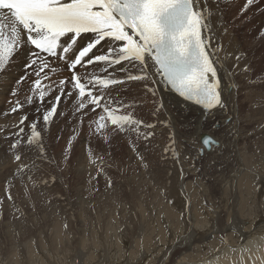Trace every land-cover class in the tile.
I'll return each instance as SVG.
<instances>
[{"label":"snow or ice","instance_id":"obj_1","mask_svg":"<svg viewBox=\"0 0 264 264\" xmlns=\"http://www.w3.org/2000/svg\"><path fill=\"white\" fill-rule=\"evenodd\" d=\"M212 2L0 0V88H8V107L0 110V116L8 118V122L0 124V148L3 157L10 155L16 162L15 169L0 178V183L4 185L3 197L12 202L14 217L16 213L23 215L15 205L14 181L32 171L29 161L34 164L35 159L48 158L44 134L73 105L75 113L67 123L74 133L79 130L83 117L94 114L96 133L107 134L102 136L107 148L101 151L108 155V161L103 155L93 157L91 148L88 149L90 163L100 161L97 176L107 177L105 168H119L125 162L124 154L114 158L110 150L115 148L119 152L127 140L128 160L135 156L144 168L151 165L160 169L165 180L171 172L163 165L170 161L173 166L181 165L180 176L183 177L184 168L176 151L179 142L175 124L167 115L172 110L156 87L161 80L176 94L179 103L190 102L199 107L203 118L217 121L225 137L239 134L240 130L232 127L233 118L228 114L235 84L224 81L220 74L219 70L224 67L220 57L222 45L208 22L210 17L206 9ZM257 4L258 0H243L238 16L244 17ZM229 55L234 61L233 68H239L244 60V74L251 72L246 52L237 50ZM100 69L106 78L93 74V70ZM58 71L65 72V77L53 80ZM260 74L264 75V67ZM226 75L232 80L238 73L230 71ZM132 81L143 82L145 94L150 92L153 97V107L143 116L140 112H127L120 96L121 87ZM21 93H24L23 98ZM221 116L223 119H218ZM72 119H77L78 123L73 125ZM161 124L169 130L171 146L157 153L154 144ZM63 131L61 127L57 141ZM133 135L135 140L131 139ZM205 142L221 146L219 139L214 137ZM86 143H91L90 136ZM169 151L171 158L167 155ZM203 151L201 148L198 154ZM71 155L69 140V146L59 154L65 166L70 165ZM3 157H0V164ZM53 162L55 158L49 160ZM55 179L53 177V181ZM93 179L96 177L90 178V184ZM256 182L264 185V177L257 175ZM107 185L112 186L110 177H107ZM5 198H0V215L6 208ZM166 199L173 203L168 196ZM189 206L190 201L184 208ZM181 214L191 223L190 210L185 212L182 208ZM228 230L235 231L236 225L220 229L222 241H226ZM183 239L187 242L188 237ZM218 251L212 250L213 253ZM204 264L214 262L206 260Z\"/></svg>","mask_w":264,"mask_h":264},{"label":"bare ground","instance_id":"obj_2","mask_svg":"<svg viewBox=\"0 0 264 264\" xmlns=\"http://www.w3.org/2000/svg\"><path fill=\"white\" fill-rule=\"evenodd\" d=\"M242 3L243 0H218V3L216 0H213L206 9L210 17L208 22L211 27L216 30V35L222 45L220 57L224 67L219 70L220 74L223 76L224 81H227L230 84H235V90L232 92L233 103L230 106L228 114L233 118L232 127L240 130L239 134L236 136L225 137L223 135V129L217 121L206 120L203 118L198 106L192 105L188 102L179 103L175 98L176 95L173 92H170L169 88L163 80H161L156 87L161 90V96L167 99L168 106L172 110L171 113L167 115L175 124L174 131L177 132L176 139L179 142L178 147L181 150L184 148L183 150L187 152L186 154L191 156L189 162L186 160V157H180L184 168L183 177L181 178L180 176L181 165L173 166L170 161L163 165V167H167L171 172V175L167 180L163 178L160 169H149L148 173L142 171L137 175L126 174L127 176H123L121 179V188H119L118 191L117 188H115L114 191L116 190V192L109 191L113 194V198L121 192L122 194H125V197L128 195L127 199H123L126 203L129 205L132 204L133 206H131V209L134 210V212L131 211L132 213H129L128 211L127 214H123L121 220L115 219L116 221H114L112 216H110V211L113 210V202L115 201L112 197L111 198L114 201L109 198L110 202L108 203V200H105L108 198H105L106 196H104L106 202L104 201L105 203L104 205L102 204V206L106 208H102V206L99 207L102 201H100L99 198L98 201L100 202L95 201L96 203L93 205L88 202L93 201L92 199H94V197L91 200H88V202L86 200L80 201L77 199L79 201L75 202V208H79L78 210L82 212V219L77 225L78 228H76V223H71V221L73 222L72 218H66L68 219V225L70 227V230L69 228L67 229L69 230V238H64L67 236H63V230L61 231L60 222H62L63 219H61L60 215H62V213L59 210V214L61 213L60 215L55 213L56 216L59 215L60 217L61 221L59 220V222L55 218L53 212L49 213L48 209L51 208L50 206V208L48 206L42 208L43 210L45 209V211L46 209L48 210L47 213H45L46 215H44L45 217H42V219L44 218L43 220L46 221V224L44 223L46 231L49 226L47 232L52 239L49 236L48 240L51 239L53 243L59 244L61 248H64L65 253L70 252L68 251L70 247L69 245L67 246V244L72 245V239L75 240L77 234L79 237H81V235L85 236L88 233L90 234V230L94 231L93 234H91L92 236H94V234L96 235V230H102L103 233L100 234L103 240L101 242L97 239H95V242L87 241V239H85L86 236L83 238L84 241L83 239L80 241L81 238L79 239L82 244V249L87 250L88 247H94L88 251V254L82 252L70 255L63 254L67 257L65 261H63L65 258L63 259L61 255L58 258V254H56V257H54V254V256L51 257L52 260L48 258V260L51 261L50 263L59 264L57 261L62 258L63 262L61 261L62 263L60 262V264H204L206 260H212L214 264H264V185L256 182L257 175L264 177V142H254V140H259V138L255 139V135L259 133V131L261 132V129L264 128V97L261 95H252L253 91L250 90L251 86L246 85L247 82H251V77L254 73L253 69L255 65L252 63L253 60L246 56L245 59L251 68V72L245 75L242 70L245 61L242 60L240 62L239 68H233L232 65L234 61L232 56L229 55V53L236 52L237 50L246 52V47L240 42V40H245L247 35L252 41L251 44H254L257 40V30H255V27H257L258 23L255 22L254 18L261 12L264 13V0H258L257 6L248 11L247 14L241 18L237 13ZM249 16H253L251 19L254 21L250 23V27L247 30L248 34L246 35L243 33L245 31L241 22L247 20ZM262 16L263 15H259V18ZM225 29H227V31H225ZM89 67L91 68V66ZM93 71L101 76V78H106L102 69ZM230 71L238 73V75L232 80H229L228 75H226V73ZM17 72H19V69H17ZM148 87H152L151 83H149ZM0 91V95H4L8 91V88H0ZM120 96L123 98L127 112H140L143 116L149 112L151 107H153V97L150 92L145 94V86L141 81H132L127 83L125 87H121ZM126 101L128 103H126ZM245 104H248V112H246V114L244 113L245 110L243 108ZM146 118L152 119V117ZM218 119H223V116ZM6 122H8V118L3 116L0 120V124ZM54 124H56V122H54L53 125ZM214 124L215 127H213ZM69 126V124H66L64 129H69V132H67L70 133V136L71 134L75 135L76 132L74 133L73 130H70L72 128ZM257 129L258 131L256 132ZM166 130L169 132L166 127H159L157 133L163 132L162 134H164ZM165 134H167V132ZM74 135L73 138H75ZM205 136L219 139L221 146H215L210 153L204 156L207 158L206 163L203 161L205 163V169L198 172L197 170L200 168L199 164L201 163V159H203L198 153ZM260 138L262 139L263 137ZM45 139L46 134H44V142L46 141ZM81 143L83 144V140H81ZM160 145L162 146L161 143ZM161 146L160 149L163 147ZM103 148L106 149V146H103ZM156 152L158 151L156 150ZM86 155L87 154H83V156H79V158L74 160L78 161L77 170L80 172L79 175L88 174L90 176L91 174V176L97 177V169L93 167V164H91V167L94 169L90 167V161ZM0 157H3L2 148H0ZM152 159H155V157H152ZM13 161L14 160L10 158V155L8 157H3V162L0 164V170ZM43 161V158L35 159L34 164L29 161L34 174L41 175L39 172L42 170L44 171ZM14 166H16V164H14ZM14 166L12 168H15ZM111 173L112 171L110 174ZM110 174L108 173L107 175ZM100 176H102V174H100ZM26 178L28 177L24 176L22 178L23 181ZM89 178L88 180H90ZM85 180L84 182H86ZM93 182L92 184H94ZM85 186L88 185L85 184ZM124 186L127 188V191L123 189ZM88 187H91L90 184ZM84 189L86 188L84 187ZM162 191L173 201V204L169 203V199L162 197ZM47 193L49 194L46 190L43 194ZM26 194L28 193L26 192ZM44 196L48 197L46 195H43V197ZM96 196L100 197L97 194ZM88 198L89 197H87V199ZM188 201H190L189 208H184V205L187 204ZM205 201L206 206H201V203ZM125 202H123V204ZM98 204L100 205L98 206ZM39 205L37 206L36 203L37 207H39ZM70 205L71 204L67 206L65 205V208L70 207ZM40 207H42V205H40ZM97 208H100V211H98ZM182 208L185 212L190 210L191 223L188 222L187 216L182 217ZM80 212L78 211V214H80ZM28 213L30 212L28 211ZM123 213L125 212L123 211ZM65 217L66 215L64 218ZM31 222L35 228L42 226L40 220H33ZM64 224L62 223L63 228ZM232 224L236 225V230H228L226 241H222L221 236L223 233L220 229L224 228L226 225L229 226L230 229ZM28 225L29 226L26 227L19 225L20 229L15 230L14 234H11L10 230H8L9 223H6L8 232L6 236L4 235L5 239L7 240L10 238L9 241H12V243L15 239H17V241L22 240V238L24 239L27 237L25 235H28V233L31 232H27L32 227L30 224ZM71 226H73V230L71 229ZM0 227L3 228L4 225L0 224ZM41 228L38 230L42 231L43 228ZM189 230L191 231V235L189 234ZM131 231L137 233V236L134 237L133 240H130L129 238V233ZM71 233L75 235V237L71 236ZM178 237L180 239H178ZM184 237H188L187 242L183 239ZM65 239L69 240L65 241ZM47 242L50 243L49 241ZM52 249L54 251L53 247ZM213 249H219L220 251L213 253ZM244 249H247V251H244ZM4 250L0 249V254H3L2 251ZM41 250H43V248ZM60 250L61 249H59V251ZM95 250L101 251V254H95ZM54 252H52V254ZM216 257L219 259L216 260ZM68 260L71 261L68 263Z\"/></svg>","mask_w":264,"mask_h":264},{"label":"rangeland","instance_id":"obj_3","mask_svg":"<svg viewBox=\"0 0 264 264\" xmlns=\"http://www.w3.org/2000/svg\"><path fill=\"white\" fill-rule=\"evenodd\" d=\"M254 15V14H253ZM259 15H263L262 17L259 18ZM253 16H249L247 20H244L243 22H241V24L243 25L244 27V31L243 32L244 34H248L247 33V30L249 29L250 27V23L253 22L254 20L251 19ZM255 22L258 23L257 24V27H255V30H257V40L255 41L254 44H251L252 41L248 38V35L246 36L245 40H240V42L245 45L246 47V52H247V57L248 58H251L253 60V64L255 65L254 67V73L251 77V82H247L246 85L247 86H251L250 87V90H252L253 94L252 95H261L264 97V75H261L260 74V69L261 67H264V39H262V37H264V13L261 12L260 14H258L255 18ZM242 33V34H243ZM252 34V33H251ZM254 35V34H253ZM25 91H27L25 89ZM1 93V91H0ZM31 94V93H29ZM251 94V93H250ZM23 95L24 93H21V98H23ZM4 96V97H3ZM7 96H8V91L4 94V95H0V110L2 109H6L5 107H8V104L6 103V100H7ZM126 103H128L126 101ZM3 106V107H2ZM248 104H245L243 106L244 108V113L246 114V112H248ZM24 111H28V109H25ZM60 112V107H58V113ZM75 113V105H73L72 109L69 110L63 117L60 121L56 122V124H52L50 129L47 130L46 132V141H45V146H46V149H47V159H44L43 161V167H44V171L42 170L41 172V175H37V174H34L33 173V170L29 173H27L26 175L24 176H31V179L29 178H26L24 181L23 179H17L16 181H14V184H15V187L14 189L12 190L13 191V195H14V199H15V205L16 207L20 208L21 212H23V215H21L20 213H16L15 217L13 216V207H12V202L10 201H7L5 197H3V183H0L2 185H0V198H5V202H6V208L5 210L3 211L2 215H0V224H3L4 227H0V249L1 250H4L2 251L3 254H0V264H52L50 263L51 261L48 260L51 259L52 256H55L56 257V254H58V258L61 257L64 259L63 261H65L67 259V257L63 254H78V252H82V253H86L88 254V251L93 249L94 247H88L87 250L86 249H82V244H81V240L85 237V239H87V241H92V242H95V239H97L99 242L103 241L102 240V236L100 234H103L102 233V230H96L95 233L96 235L94 234V236H92L91 234H93V230H90V234H86L85 236L84 235H81V237L76 236L75 240L72 239V245L71 244H67V246L69 245V250L70 251L69 253H65V250L64 248H61L59 244L57 243H53L51 241V236L49 235V233L47 232L49 230V226L47 228V231H46V221L42 219V217H45L44 215H46L45 213H47V211L49 210V213L53 212L54 215H55V218L59 221L60 220V217L62 220V222H60V225H61V231H62V234L63 236H67V237H64V238H69V230H70V227L68 225V219L66 218H72L73 222L71 221V223L73 224L74 222L76 223V228H78V223L80 222V220L82 219L81 216H82V212H80V210H78L77 208H75V202L77 201H84L86 200L88 202V200H91L93 197L94 199H92L93 201H89L88 203H92V205L94 203H96L95 201L97 202H100L101 200V205L98 204L99 207L102 206V204L104 205V203L107 201L108 203L110 202L109 198L113 201L114 203V206L112 207L113 210L110 211V216H112V219L114 221L116 220H121V217L123 216V214H127L128 211L129 213H132L134 212V210L131 209V206L132 204H128L125 202L124 199H127L128 198V195H126L125 197V194H122L119 193L117 196H115V198H113V194H111V192L109 191H113V192H116V190L114 191L115 188H117V191L119 190V188H121V179L123 176H127L126 174H132V175H137L139 174L140 172L144 171V173H148L149 172V169H154L151 165L146 169L144 168L142 165L138 164L137 163V160L135 158V156L131 159V160H128L127 159V155H129L130 153H128V149H127V144H128V141L125 140L123 142V145L120 146V151L117 152L116 149H111L110 151H112L113 153V157L114 158H118L121 154H124L125 155V162L124 163H121L120 164V167H111V168H107L105 169V172L106 174H110V172L112 171V173L110 175H107L108 177H110L112 179V186L109 187L107 185V177L102 174V176H97L96 179H93L92 182L94 184H91L89 183V180L88 178L90 177L88 174H82L81 176L79 175L80 172L78 169V166L76 163L75 165L71 162H73L74 160H76V158H79V156H83V154H87L86 156H88V149L91 148L92 150V155L93 157H96V156H100L103 154L104 156V159L106 161H108L109 157L108 155L104 152V151H101V146L103 148V146H106L107 148V144L104 142V139H102V136L103 137H106L107 134L106 133H103V134H97L95 129H96V124L93 122L95 120V116L94 114H89L88 116H85L83 117V120H82V123H79V130L76 132V134L74 135L75 138H73V135L71 134L70 136V133L69 132V129H64L66 127V124L67 121L69 120V117H72ZM130 113V112H129ZM76 115L78 116L79 114L76 113ZM15 114L13 115L12 119L14 120L15 118ZM1 118H3V116H0V120ZM29 119H32V116L29 115ZM260 119V118H259ZM74 123V124H73ZM78 121L77 119H72V124L75 125L77 124ZM258 125V124H257ZM63 128L64 131L60 137V139L57 141L56 140V136H57V133L59 131L60 128ZM71 128V126H69ZM159 127L163 128L165 127L164 125H160ZM254 127H257V126H254ZM263 127V126H261ZM263 129V130H262ZM261 129V132L259 131V133H257L255 135V139H258L259 140H254V142H264V128ZM72 130V129H70ZM93 130V131H92ZM68 131V132H67ZM258 131V129L256 130V132ZM263 131V132H262ZM67 132V133H66ZM167 134H168V131L166 130ZM166 132H164V134H162L163 132H160V133H157L156 135V143L154 144V146H158V147H154L155 150H157L159 153L163 152V149L165 147H170L171 146V140L169 137V135L165 134ZM262 133V134H261ZM65 135V136H64ZM68 135V136H66ZM99 135V136H98ZM92 138L91 139V145L89 143H86V141L88 140V138ZM164 136V137H163ZM204 136V135H203ZM263 137L262 139L260 137ZM83 137V138H81ZM101 137V138H100ZM257 137V138H256ZM65 138V139H64ZM67 139V140H66ZM97 139V140H96ZM101 139V141H100ZM132 140H135V135H133L131 137ZM69 140H71V153L72 155L70 156V165L69 166H65L62 162V158L59 156V154L69 146ZM80 140V141H79ZM81 140H83V144L81 143ZM86 140V141H85ZM99 140V141H98ZM168 141V142H166ZM101 142V143H99ZM111 142V141H109ZM160 143L162 144V146L160 145ZM82 144V145H80ZM168 145V146H167ZM100 148H99V147ZM160 146L162 147L160 149ZM80 149H79V148ZM89 147V148H88ZM84 148V149H83ZM184 149V148H183ZM181 150L178 146L176 147V151L180 154V157L182 158H185L186 157V160L189 162L191 160V156L189 154H186L187 152L185 150ZM181 150V151H180ZM184 151V152H183ZM157 152V153H158ZM259 152V151H258ZM83 153V154H82ZM260 153V152H259ZM258 153V154H259ZM107 156H106V155ZM167 155L169 156V158H171L172 156V152L169 151L167 153ZM186 155V156H185ZM188 155V156H187ZM205 156V155H204ZM55 158V162L53 163H49V160L50 159H53ZM89 158V156H88ZM203 159H201V163L199 164L200 165V168L197 170L198 172H201L203 169H205V163L207 162V158L205 157H201ZM150 159H152V157H150ZM205 163H204V162ZM98 162V163H97ZM111 162V161H109ZM12 165H11V164ZM7 164V166L5 165L3 167L2 170H0L1 174H0V177L2 178L4 175L8 173H10L13 169L15 168H12L14 166V164H16L15 161L13 162H10ZM100 163L99 160L96 161V164H93V167H95V169H97L96 165H98ZM30 164V163H29ZM73 164V165H72ZM90 167L92 166L90 163ZM16 167V166H14ZM77 167V168H76ZM93 167H91L92 169H94ZM8 168V169H7ZM12 168V169H11ZM7 169V171H6ZM46 169V170H45ZM48 169V170H47ZM61 169H63V171H61ZM76 169V170H75ZM109 169V170H108ZM5 170V171H4ZM10 170V171H8ZM155 170V169H154ZM108 171V173H107ZM5 174H4V173ZM45 172V173H44ZM49 172V173H48ZM3 173V174H2ZM47 173V174H46ZM78 174V175H77ZM89 177H88V176ZM79 176V177H78ZM85 176V177H84ZM115 176V178H114ZM53 177H55V181H53ZM88 177V178H87ZM91 177H95V176H91ZM90 177V178H91ZM80 178V179H79ZM89 178V179H90ZM87 179L88 180V183H87ZM101 179V180H100ZM83 180V181H81ZM84 180L86 182H84ZM47 181L48 183L45 184L44 182ZM61 181H63V183H61ZM83 182V183H81ZM17 183V184H16ZM81 183V184H80ZM64 184H67V187H64ZM90 184L91 187H88V186H85ZM78 185V186H77ZM77 186V187H76ZM86 189H84V187ZM18 187V188H17ZM83 187V188H82ZM80 190H79V189ZM88 188V189H87ZM90 188V189H89ZM111 188V190H110ZM20 189V190H19ZM83 189V190H82ZM93 189V190H92ZM124 190L127 191V188L124 186L123 187ZM122 189V190H123ZM47 190V192H49V194H43L45 193ZM49 190V191H48ZM78 192H77V191ZM88 190V191H87ZM92 190V191H91ZM96 190V191H95ZM101 192H100V191ZM25 191V192H24ZM87 193H86V192ZM104 191V192H103ZM26 192L29 194H26ZM43 192V193H41ZM84 192V194H83ZM86 193V194H85ZM99 195L100 197H97L96 194ZM99 193V194H98ZM107 195H106V194ZM41 194V195H40ZM80 194V195H78ZM83 194V195H82ZM90 194V195H88ZM27 195V196H26ZM35 195V196H34ZM40 195V196H39ZM43 195H46L48 197H43ZM53 195V196H52ZM102 195V196H101ZM124 195V197H123ZM162 197L166 199V196L167 194L165 192L162 191L161 193ZM86 196V197H85ZM92 196V197H91ZM96 196V197H95ZM104 196H106L105 198H108V199H105ZM110 196V197H109ZM113 196V197H112ZM30 197V198H29ZM43 197V198H42ZM63 197V198H61ZM87 197H89L87 199ZM113 199H112V198ZM25 198V199H24ZM35 198V199H34ZM84 198V199H83ZM98 198L100 201H98ZM124 198V199H123ZM28 199V200H26ZM42 199V200H41ZM43 199H47V200H43ZM79 199V200H77ZM97 199V200H96ZM106 201H105V200ZM31 200V201H29ZM41 200V201H40ZM76 200V201H75ZM119 200V201H118ZM184 200V199H183ZM27 201V202H26ZM44 201V202H43ZM105 201V202H104ZM125 202L123 204V202ZM185 201V200H184ZM41 202V203H40ZM103 202V203H102ZM117 202V203H116ZM119 202V203H118ZM36 203H37V206L39 205H42V207H37L36 206ZM44 203V205H43ZM60 203V204H59ZM112 203V204H113ZM186 203V202H185ZM29 204V205H28ZM48 204V205H47ZM56 204V205H55ZM70 205V207H67L65 208L67 205ZM122 204V205H120ZM173 204V203H171ZM55 207H54V206ZM63 205V206H62ZM66 205V206H65ZM119 205V206H118ZM28 206V207H27ZM31 207V210H30V207ZM35 206V207H34ZM49 207L50 209H45L43 210L42 208H45V207ZM116 206V207H115ZM201 206H206V201L201 203ZM63 207V208H62ZM73 207V208H72ZM133 207V206H132ZM22 208V209H21ZM73 210H72V209ZM102 208H106L104 206H102ZM115 208V209H114ZM125 208V209H124ZM42 209V210H41ZM70 209V210H69ZM75 209V210H74ZM77 209V210H76ZM98 211H100V208H97ZM124 209V210H123ZM131 209V210H130ZM23 210V211H22ZM62 213V215L59 214V211ZM65 210V211H64ZM69 210V211H68ZM72 210V211H71ZM117 210V211H116ZM125 213H123V211ZM28 211L30 213H28ZM45 211V212H44ZM55 211V212H54ZM75 211V212H74ZM78 211L80 212V214H78ZM132 211V212H131ZM55 213H58L60 215L56 216ZM29 214V215H28ZM36 214V215H34ZM114 214V215H113ZM34 215V216H33ZM66 215V217L64 218V216ZM72 215V216H71ZM33 220H40L41 222V227L46 231H44L41 227L39 228H35V226L33 227V223L31 221ZM75 217V218H74ZM77 217V218H76ZM59 218V219H58ZM111 218V217H110ZM42 219V220H41ZM65 219V220H64ZM116 219V220H115ZM67 220V221H66ZM77 220V221H75ZM28 221V222H27ZM113 221V222H114ZM128 221V220H127ZM27 222V223H26ZM31 222V223H30ZM6 223H9V229L11 234H14L15 230H19L20 229V226H29L28 224H30L32 227L31 229H29L27 232L31 231L28 233V235H25L27 237H25L24 239L22 238V240H18L15 239L13 240V243L12 241H9L10 238H8L7 240L5 239L4 235L6 236L7 235V228H6ZM45 223V224H44ZM62 223L64 224V228L62 226ZM70 223V224H71ZM27 224V225H26ZM45 226V227H44ZM75 226V225H73ZM73 226H71V229L73 230ZM22 228V227H21ZM42 229V231L38 230V229ZM69 228V230H67ZM34 229V230H33ZM36 229V230H35ZM121 230V228H120ZM34 231V232H33ZM40 234H39V232ZM100 231V232H99ZM119 231V230H118ZM6 232V233H5ZM26 232V234H27ZM33 233V235H32ZM74 233V232H73ZM134 233V235H133ZM72 234V233H71ZM75 234V233H74ZM34 236V237H33ZM49 236H50V240L49 239ZM73 237H75V235H71ZM137 236V233L135 231H131L129 233V238L130 240H133L134 237ZM8 237V236H7ZM40 237V238H39ZM43 237V239H42ZM71 237V238H73ZM101 237V238H100ZM34 238H35V241H34ZM70 238V239H71ZM81 238V239H80ZM38 239V240H36ZM42 239V240H41ZM80 239V241H79ZM12 240V239H11ZM41 240V241H40ZM69 239H65V241H67ZM2 241V242H1ZM16 241V242H14ZM47 241H49L50 243H48ZM75 241V242H74ZM84 241V239H83ZM74 242V243H73ZM2 243V244H1ZM5 243V245H4ZM7 243V244H6ZM18 243V244H17ZM29 243V244H28ZM48 243V244H47ZM59 243V242H58ZM36 244V246H35ZM44 244V245H43ZM54 244V245H52ZM43 245V246H42ZM47 245V246H46ZM62 245V244H61ZM2 246V247H1ZM7 246V248H6ZM27 246V247H26ZM35 246V247H34ZM40 246V247H39ZM45 246V247H44ZM51 246V247H50ZM56 246V247H55ZM58 246V247H57ZM81 246V247H80ZM14 247V248H13ZM19 247V249H18ZM52 247L54 248V251L52 249ZM3 248V249H2ZM27 248V249H25ZM43 248V250H41ZM48 248V249H47ZM61 249L59 251V249ZM80 248V249H79ZM25 249V250H24ZM35 249V250H34ZM52 249V251H51ZM58 249V250H57ZM82 249V250H81ZM9 250V251H8ZM77 250H81V251H77ZM8 253H7V252ZM45 251V252H44ZM59 251V252H58ZM63 251V252H62ZM84 251V252H83ZM87 251V252H86ZM42 252V253H41ZM52 252H54L52 254ZM5 253V254H4ZM33 253V254H32ZM51 253V254H50ZM95 254H101V251L99 250H95L94 251ZM47 254V255H46ZM3 255V256H2ZM23 255V256H22ZM12 258H11V257ZM47 256V257H46ZM30 257V258H29ZM37 257V258H36ZM41 257V258H39ZM7 258V259H6ZM21 258V259H20ZM34 258V259H33ZM39 258V259H38ZM57 258V260H58ZM62 258H60L59 261H57L59 264L60 262L62 261ZM9 259V260H8ZM56 259V258H55ZM52 260V259H51ZM38 261V263H37ZM62 261V262H63ZM71 260H68V263L70 262ZM15 262V263H14ZM61 262V263H62Z\"/></svg>","mask_w":264,"mask_h":264}]
</instances>
